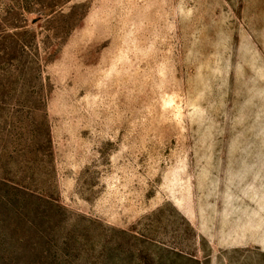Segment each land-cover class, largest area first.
<instances>
[{
	"label": "rangeland",
	"instance_id": "rangeland-1",
	"mask_svg": "<svg viewBox=\"0 0 264 264\" xmlns=\"http://www.w3.org/2000/svg\"><path fill=\"white\" fill-rule=\"evenodd\" d=\"M76 4L0 139V264H264V0Z\"/></svg>",
	"mask_w": 264,
	"mask_h": 264
},
{
	"label": "trees",
	"instance_id": "trees-1",
	"mask_svg": "<svg viewBox=\"0 0 264 264\" xmlns=\"http://www.w3.org/2000/svg\"><path fill=\"white\" fill-rule=\"evenodd\" d=\"M69 1L19 0L0 17V128L4 134L0 139L9 134L7 128H16L26 112L44 101L41 51L45 61H51L88 11L85 4H76L62 13L60 8ZM25 14L34 15L29 24ZM42 22L50 34L38 42L29 26ZM5 199L0 198L3 206Z\"/></svg>",
	"mask_w": 264,
	"mask_h": 264
},
{
	"label": "bare ground",
	"instance_id": "bare-ground-1",
	"mask_svg": "<svg viewBox=\"0 0 264 264\" xmlns=\"http://www.w3.org/2000/svg\"><path fill=\"white\" fill-rule=\"evenodd\" d=\"M172 201H173L174 206L180 211L181 214H183L189 220L192 219L193 213H192L191 204H190L191 200L188 194L184 195L183 197H180V194H179Z\"/></svg>",
	"mask_w": 264,
	"mask_h": 264
},
{
	"label": "crops",
	"instance_id": "crops-1",
	"mask_svg": "<svg viewBox=\"0 0 264 264\" xmlns=\"http://www.w3.org/2000/svg\"><path fill=\"white\" fill-rule=\"evenodd\" d=\"M226 215H228V216H230V217H232V216H235V214L234 213H232V212H229L228 214H226ZM258 213L257 214H252V217L253 218H258ZM194 216V215H193ZM195 217V216H194ZM193 220V218L191 219V220H189L190 222ZM250 229V228H249ZM254 231V230H253ZM253 231H249V232H253ZM203 236L204 237H207L206 236V234L204 235L203 234ZM251 241H253L252 240V238H250V237H246V238H240V237H236V236H234V235H228L227 236V240L225 241V243L227 244V245H230V247H235V245H236V242L237 243H239V242H246V243H248V242H251ZM239 245H242V244H240L239 243ZM260 246H263V248H264V244H259ZM263 251H264V249H263Z\"/></svg>",
	"mask_w": 264,
	"mask_h": 264
}]
</instances>
